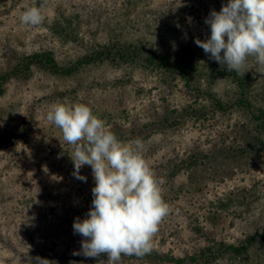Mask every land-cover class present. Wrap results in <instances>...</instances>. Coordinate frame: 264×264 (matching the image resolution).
Masks as SVG:
<instances>
[{"label":"rangeland","instance_id":"1","mask_svg":"<svg viewBox=\"0 0 264 264\" xmlns=\"http://www.w3.org/2000/svg\"><path fill=\"white\" fill-rule=\"evenodd\" d=\"M227 3L0 0V77H10L0 96V264L107 260L73 255L83 239L73 223L89 211L95 184L88 165L80 170L87 182L73 176L71 145L46 119L58 100L86 104L121 141L141 139L163 181L169 212L150 253L122 255L119 264H165L157 254L185 264H264V73L253 57L241 74L222 70L195 44L210 36V11ZM42 4V24L23 25L24 6ZM113 49L139 56L85 63L72 75L28 64L47 53L70 67ZM146 55L191 62V80L146 69ZM248 241L242 255L228 250Z\"/></svg>","mask_w":264,"mask_h":264},{"label":"clouds","instance_id":"2","mask_svg":"<svg viewBox=\"0 0 264 264\" xmlns=\"http://www.w3.org/2000/svg\"><path fill=\"white\" fill-rule=\"evenodd\" d=\"M19 19L25 26H40L43 4L24 6ZM204 23L210 36L204 40L197 37L195 44L210 60L222 70L241 74L248 58L253 57L264 73V0H228L220 11L211 10ZM46 119L71 145L73 176L87 182L80 170L88 165L94 178L91 207L83 219L76 217L73 223L74 234L83 238L81 249L73 255H105L107 260H98V264H119L122 255L143 257L150 253L152 238L169 206L162 197L163 181L142 155L143 141L119 140L83 103L58 100L50 106ZM33 259L35 264H53L39 256Z\"/></svg>","mask_w":264,"mask_h":264},{"label":"trees","instance_id":"3","mask_svg":"<svg viewBox=\"0 0 264 264\" xmlns=\"http://www.w3.org/2000/svg\"><path fill=\"white\" fill-rule=\"evenodd\" d=\"M115 52V53H114ZM126 52H128L126 54ZM134 51L131 50H119L113 49V51L110 50H104L101 52H96L92 57L88 59H84L82 61L77 62L75 65H70V67L67 66H61L58 64L56 59L51 54L47 53H38L34 54L31 57H29L28 64H35L39 66L41 69L51 72L53 74H63V75H72L75 72H77L81 66L85 63H93L97 61H103L106 58L114 61H119L124 64H129V62H134L136 58H138L139 55H136ZM142 65H145L146 69H151V67H160L159 70L162 73V75H166L170 72H181L183 76L186 78V80L190 79V70H193L192 63L188 61H171L170 59H167V57L163 56H143V59L140 60ZM29 68V65L27 66ZM238 76V75H237ZM9 75H4L0 77V96H2L5 92V85L9 80ZM244 80H240L239 83L243 85ZM244 88V87H243ZM257 119L260 121L261 126L264 127V112H260ZM264 239V237H262ZM250 246V241H248L247 245H244L240 248L230 247L228 250L236 255H242L245 253ZM134 258H137L134 256ZM141 259H145L146 256L139 257ZM157 258L161 263L165 264H185V259H177L175 257L166 255H158ZM195 261V260H193Z\"/></svg>","mask_w":264,"mask_h":264}]
</instances>
